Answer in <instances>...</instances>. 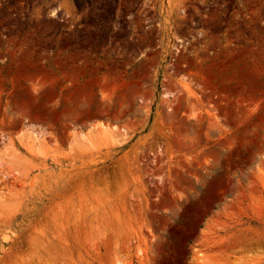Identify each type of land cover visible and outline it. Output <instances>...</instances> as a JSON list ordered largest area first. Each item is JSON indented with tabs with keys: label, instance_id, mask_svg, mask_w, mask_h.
Masks as SVG:
<instances>
[{
	"label": "rangeland",
	"instance_id": "rangeland-1",
	"mask_svg": "<svg viewBox=\"0 0 264 264\" xmlns=\"http://www.w3.org/2000/svg\"><path fill=\"white\" fill-rule=\"evenodd\" d=\"M0 264H264V0H0Z\"/></svg>",
	"mask_w": 264,
	"mask_h": 264
},
{
	"label": "bare ground",
	"instance_id": "bare-ground-1",
	"mask_svg": "<svg viewBox=\"0 0 264 264\" xmlns=\"http://www.w3.org/2000/svg\"><path fill=\"white\" fill-rule=\"evenodd\" d=\"M115 128H116L115 126L108 128L106 125L102 123H98L90 127L89 129H87L85 132H80L79 134L76 133L75 135L73 134L74 138L72 139H73L74 145L76 144L79 146H84L85 143L86 144L88 143V145L89 144L91 145L92 143L94 144L93 142L94 140V141L100 142L101 146L105 147L107 144L109 145V144L115 143V139L113 138L111 134L112 130ZM94 130H99L98 134L97 132L95 133L97 135L93 134ZM41 138L42 137L38 135L37 133L31 132L29 133V135H25V137H23V139L21 140V144H23L25 148L28 147L27 149H31L34 146L38 147L39 146L38 144L40 143Z\"/></svg>",
	"mask_w": 264,
	"mask_h": 264
}]
</instances>
